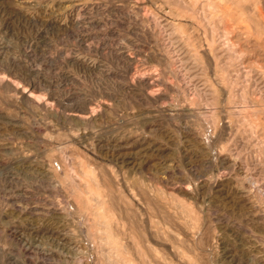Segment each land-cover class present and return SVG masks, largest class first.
Returning a JSON list of instances; mask_svg holds the SVG:
<instances>
[{"label":"rangeland","instance_id":"obj_1","mask_svg":"<svg viewBox=\"0 0 264 264\" xmlns=\"http://www.w3.org/2000/svg\"><path fill=\"white\" fill-rule=\"evenodd\" d=\"M0 264H264V0H0Z\"/></svg>","mask_w":264,"mask_h":264}]
</instances>
